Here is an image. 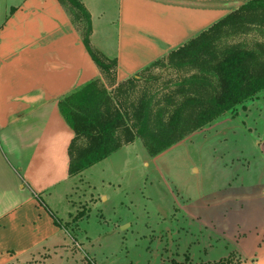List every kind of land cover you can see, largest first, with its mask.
Listing matches in <instances>:
<instances>
[{"label":"crops","instance_id":"crops-1","mask_svg":"<svg viewBox=\"0 0 264 264\" xmlns=\"http://www.w3.org/2000/svg\"><path fill=\"white\" fill-rule=\"evenodd\" d=\"M248 1L82 0L93 45L117 58L118 82ZM101 76L63 0H0V264H89L67 227L78 209L69 198L75 133L60 101ZM260 95L193 133L206 141L215 135L201 151L214 164L189 163L179 193L171 188L175 211L168 224L139 230L131 219L116 250L118 231L109 218L101 222L100 206L85 221L72 222L81 228L93 264H264V158L255 159L257 143L250 138L254 134L258 145L262 135L264 140V119L262 124L251 114L264 103ZM242 142L251 156L240 179L232 157ZM110 157L86 172H112ZM186 172L193 178L201 173L200 183L186 184ZM148 217L163 219L157 210Z\"/></svg>","mask_w":264,"mask_h":264},{"label":"trees","instance_id":"trees-1","mask_svg":"<svg viewBox=\"0 0 264 264\" xmlns=\"http://www.w3.org/2000/svg\"><path fill=\"white\" fill-rule=\"evenodd\" d=\"M63 2L102 74L60 101L75 133L71 176L138 139L156 156L264 92V0H249L120 82L117 58L92 43L82 0Z\"/></svg>","mask_w":264,"mask_h":264},{"label":"rangeland","instance_id":"rangeland-1","mask_svg":"<svg viewBox=\"0 0 264 264\" xmlns=\"http://www.w3.org/2000/svg\"><path fill=\"white\" fill-rule=\"evenodd\" d=\"M260 96L261 101H264V92ZM254 105L250 104L248 109H252ZM251 112L253 118H260V122L263 124L264 103H260ZM240 115L246 117L248 113L245 110H240ZM261 128H258L259 132H262ZM255 137L251 133L250 138H253L254 142L257 143V148L251 151L255 152L256 150L254 153L255 159L259 157L264 158L263 135L261 137L263 141L261 145H258L260 141L255 140ZM212 138L216 139L215 135L210 136L207 142L203 135L192 133L156 156L148 154L143 141L140 139L133 143L135 144L133 151H130V148H126L128 145L122 146L120 151L114 152L110 157L113 166L112 172H102L99 171L100 169L93 172H86L85 170L76 175L71 186L69 198L74 208L76 207L78 209L72 214L71 221L73 223L85 221L86 215L89 214L92 208L95 205L100 206V211H97L98 215L101 212L105 214L101 215L103 216L100 217V220L102 218L101 222H104L105 218H109L108 220L114 224L113 228L118 231V236H113L112 238L113 247H111H117L116 250L119 249V242L122 235L127 234L132 227V225H129L131 219L135 221L133 227L139 230H143V227L147 225L149 227L155 225L160 227L165 226L169 223L168 220L171 219L170 214L175 211L172 205L174 196L171 188H174L179 193L178 189L180 187L178 188L177 186L181 185L180 180H184L185 169H188L189 163L195 161L199 165V168L200 165L214 164L211 157L208 155L203 157L201 155V151L213 140ZM242 144L244 145L245 143L242 142L240 144L239 153H235L232 157H235L236 162H238L235 167H239L236 175L240 179H242L241 177L243 175V162L250 159L251 156V154L247 155ZM195 172L194 178L188 176L186 172V184L192 185L200 183L202 175L200 176L201 173L196 174ZM103 195L108 197L109 200L105 197V201H103L101 199ZM79 209L81 211H78ZM156 210L163 215V219H160V221L158 219V223L155 220H149L148 217L156 215ZM137 217L139 219H136ZM72 222H69L67 227L71 229L72 236L77 240L80 254L83 255V260L88 261L89 264H93L94 256H92L93 254L91 252L87 251V241L84 238V234L80 231L81 228L76 229ZM92 223L91 225H93ZM121 223H128V225L122 229V226H120ZM108 230L106 229V232ZM101 233L103 234V231ZM101 237L104 236H100L99 238ZM95 238H98V235ZM106 242L108 241L106 240ZM106 246L103 244L101 249L103 250L104 248L105 251ZM100 252L103 254V251ZM105 253L107 254V251Z\"/></svg>","mask_w":264,"mask_h":264}]
</instances>
